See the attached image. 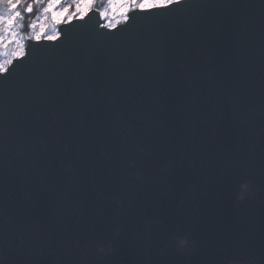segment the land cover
Instances as JSON below:
<instances>
[{
    "label": "water",
    "instance_id": "1",
    "mask_svg": "<svg viewBox=\"0 0 264 264\" xmlns=\"http://www.w3.org/2000/svg\"><path fill=\"white\" fill-rule=\"evenodd\" d=\"M98 21L27 41L26 59L0 77V130L44 116L41 170L0 176L4 264H229L237 254L264 264V0H184L111 32ZM43 162L78 197L70 218L53 221L57 235L81 231L75 252L17 249L47 203ZM241 179L252 185L243 200ZM177 229L190 254L168 245ZM93 235L115 237L110 255Z\"/></svg>",
    "mask_w": 264,
    "mask_h": 264
},
{
    "label": "snow or ice",
    "instance_id": "2",
    "mask_svg": "<svg viewBox=\"0 0 264 264\" xmlns=\"http://www.w3.org/2000/svg\"><path fill=\"white\" fill-rule=\"evenodd\" d=\"M184 0H106V6L98 8L97 0H0V54L10 45H14L10 58L0 60V77L6 76L16 62H22L28 55L27 41L35 42L37 45L42 41L58 42L64 35L62 26L78 27L86 24L92 15H97L100 28L111 32L121 25H128L132 19H145L170 11L174 6L180 5ZM36 13V18L27 24L29 32L25 35V17ZM114 117L119 123L120 129L128 133L129 122L124 120L115 110ZM44 119L43 114L35 120H29L21 116L16 125L7 130H0V176L6 172L15 174L17 166H23L34 172H39L42 166L41 157L35 152L36 120ZM128 138L132 139L131 133ZM44 143L43 140L40 141ZM137 151H143L142 146L137 145ZM43 167L48 169L49 189L47 203L42 206V214H32V228L27 233L29 247L25 249L24 237L19 238L17 249L27 250L30 254H40L48 249L57 252H75L79 249L81 231L73 230L63 235H57V229L53 227V221H59L61 217L70 218L77 211L75 204L71 201L78 197L74 196L75 189L71 188L66 181V187L61 189V172L55 170L47 162ZM75 174L73 173V178ZM143 185V177H138ZM71 189V191H69ZM251 182L245 179L239 181V196L243 200L250 194ZM31 193L25 195V200H30ZM123 207L124 201H118ZM35 207V205H34ZM6 217L0 209V224ZM151 224V220L146 221ZM11 223V221H9ZM10 239L17 241V235L13 234ZM115 237L95 236L93 241L97 249L104 256H108L114 249ZM168 245L177 252L190 254L193 242L183 231L177 229L168 236ZM0 264H4V256L0 255ZM229 264H245L242 255H233Z\"/></svg>",
    "mask_w": 264,
    "mask_h": 264
},
{
    "label": "rangeland",
    "instance_id": "3",
    "mask_svg": "<svg viewBox=\"0 0 264 264\" xmlns=\"http://www.w3.org/2000/svg\"><path fill=\"white\" fill-rule=\"evenodd\" d=\"M96 6L98 8L105 7L106 6V0H102V1L97 0ZM101 23H103V21H101ZM14 47H15L14 45H10L7 49H4L2 51V54H0V60L10 58L11 52L13 51Z\"/></svg>",
    "mask_w": 264,
    "mask_h": 264
},
{
    "label": "trees",
    "instance_id": "4",
    "mask_svg": "<svg viewBox=\"0 0 264 264\" xmlns=\"http://www.w3.org/2000/svg\"><path fill=\"white\" fill-rule=\"evenodd\" d=\"M99 1H102V0H99ZM36 13H33L31 16H27L25 17V21H24V24H25V27L23 29V33L26 35L29 31V29L27 28V24L30 23L32 20H34L36 18Z\"/></svg>",
    "mask_w": 264,
    "mask_h": 264
}]
</instances>
